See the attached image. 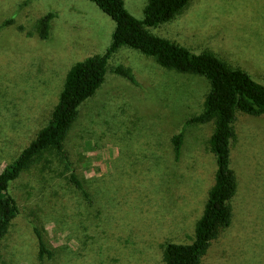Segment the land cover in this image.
I'll return each mask as SVG.
<instances>
[{
  "label": "rangeland",
  "instance_id": "374dc122",
  "mask_svg": "<svg viewBox=\"0 0 264 264\" xmlns=\"http://www.w3.org/2000/svg\"><path fill=\"white\" fill-rule=\"evenodd\" d=\"M122 2L142 20L148 0ZM47 14L41 39L35 23ZM113 29L88 0H0V173L48 124L69 69L104 54ZM147 30L264 86V0H188ZM117 65L135 84L112 72ZM208 89L201 76L120 48L64 136L68 161L44 153L9 185L18 213L0 241V264H164L166 244L191 243L216 170L214 122L184 124ZM183 127L176 161L171 139ZM232 128L231 218L200 264H264V114L236 112ZM34 230L49 258H39Z\"/></svg>",
  "mask_w": 264,
  "mask_h": 264
},
{
  "label": "trees",
  "instance_id": "16d2710c",
  "mask_svg": "<svg viewBox=\"0 0 264 264\" xmlns=\"http://www.w3.org/2000/svg\"><path fill=\"white\" fill-rule=\"evenodd\" d=\"M88 1L113 21L111 43L104 54L91 56L69 69L48 124L38 131L27 147L0 173V241L18 213L16 202L8 191L9 185L44 153L68 161L63 140L76 118L78 107L91 98L102 84L107 61L120 48L127 47L153 58L162 68L201 76L209 83L202 111L186 120L184 126L214 122L209 139V150L216 164L213 184L207 192L202 215L195 223L192 242L168 243L162 254L164 264H200L211 240L216 237L219 229L229 225L231 218L229 202L234 196L236 181L229 166V145L234 135L232 124L235 113L263 115L264 86L255 82L244 71L229 68L211 53L193 54L180 45L149 33L147 28L170 21L186 6L188 0H148L142 20L128 13L122 0ZM53 17V14H47L36 21L35 29L41 39L48 37L49 24ZM112 72L135 84L129 68L117 65ZM183 130L184 127L171 139L173 158L176 161L180 157ZM70 178L76 188L83 192L81 184L73 174ZM34 233L39 258H49L51 253L42 237L37 230Z\"/></svg>",
  "mask_w": 264,
  "mask_h": 264
},
{
  "label": "crops",
  "instance_id": "0c3cea01",
  "mask_svg": "<svg viewBox=\"0 0 264 264\" xmlns=\"http://www.w3.org/2000/svg\"><path fill=\"white\" fill-rule=\"evenodd\" d=\"M241 113V112H240ZM244 114V113H243ZM247 115V114H246ZM250 116V115H249ZM230 150V149H229ZM229 159H230V152H229ZM229 166H230V163H229ZM235 194V193H234Z\"/></svg>",
  "mask_w": 264,
  "mask_h": 264
}]
</instances>
